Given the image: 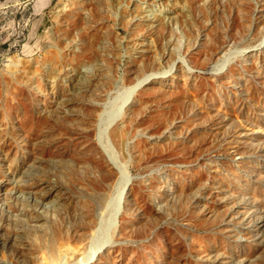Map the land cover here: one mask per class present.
Segmentation results:
<instances>
[{
  "label": "rangeland",
  "instance_id": "rangeland-1",
  "mask_svg": "<svg viewBox=\"0 0 264 264\" xmlns=\"http://www.w3.org/2000/svg\"><path fill=\"white\" fill-rule=\"evenodd\" d=\"M0 264H264V0H0Z\"/></svg>",
  "mask_w": 264,
  "mask_h": 264
}]
</instances>
